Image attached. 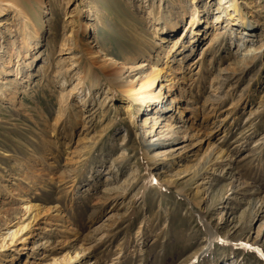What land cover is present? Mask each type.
<instances>
[{
  "label": "rangeland",
  "instance_id": "374dc122",
  "mask_svg": "<svg viewBox=\"0 0 264 264\" xmlns=\"http://www.w3.org/2000/svg\"><path fill=\"white\" fill-rule=\"evenodd\" d=\"M9 1L0 264H264V0H174L166 33L152 0H45L41 19ZM28 20L44 31L31 58ZM160 69L184 96L154 124L134 96Z\"/></svg>",
  "mask_w": 264,
  "mask_h": 264
},
{
  "label": "bare ground",
  "instance_id": "6f19581e",
  "mask_svg": "<svg viewBox=\"0 0 264 264\" xmlns=\"http://www.w3.org/2000/svg\"><path fill=\"white\" fill-rule=\"evenodd\" d=\"M224 1V0H222ZM245 3L248 5H250L251 3L249 2V0H244ZM175 1L174 0H152V2L150 1V12H149V17H151V19H153V21L156 23V25L158 26V31H163V33H166L168 31H171L173 30L174 26L177 25V22L175 21L176 18L181 15L179 14L180 12V6H178L176 3H174ZM219 2V1H218ZM240 0H236V3H233V4H230L228 7L231 8V10L233 8L235 12H238L239 11V6H240V3L242 4L243 2H240ZM220 3H222L220 1ZM33 4H37V9H36V13L39 15L40 19L42 18L41 16L45 15V14H41L39 12V9H45L47 8V5H45V0H33L32 2V5ZM10 8H13L14 10H16V12H21V8L20 6H18L17 4L15 3H11V1L9 0H0V14ZM48 9V8H47ZM219 14L216 13L214 16H218ZM144 16V15H143ZM142 16V17H143ZM196 16L200 19L201 16H198V14L195 15V18ZM229 18H230V21L232 20V22H234V25L237 23V21L239 20V17L238 18H235L237 16H231L229 14ZM195 18H193V20H195ZM219 18V17H218ZM218 20V19H217ZM236 21V23H235ZM245 21V20H244ZM42 24L44 23L43 19L41 20ZM239 22V21H238ZM243 23V20L240 21ZM4 24V22H0V25ZM44 26V25H43ZM31 27H33V24L30 22V20L26 21L24 23V27H23V30H25L23 33H28V34H31V33H35V35H33L35 37V40L33 42H27L25 45L26 47V51L28 55V52H29V58L32 57V52L35 50V49H38V52L40 50V47L42 45V34L44 31H38V29L36 31H32ZM87 27V24L84 25V30L86 29ZM157 31V36L159 35L160 32ZM216 37H221L223 35V33L221 32V30L219 29H216ZM13 32L12 29L8 28V35H11ZM77 33V32H76ZM27 35V34H26ZM195 35H197V31L195 33ZM4 41H1V44L3 43ZM2 53H0V65H7L9 66V62H11V56L14 55L16 49H17V45H16V41L12 42L10 46L6 47L4 44H2ZM41 52V50H40ZM19 55V54H18ZM32 61H34L33 59L31 61H27L25 60L24 61V65L27 66L29 65ZM63 61V60H62ZM163 71V69H160L158 73H152L151 75H149V77L146 79V81L144 83H142L140 85V88L137 92V96H134V100H137L139 101L142 105H146V104H149L150 103V100L153 98V100H151L153 103L150 107L152 108H155L156 112L150 114L152 119L155 120L154 124L158 123L159 121L161 122V117L162 116H167V115H170V117H173V113H171L169 110L170 109H173L174 107V102L176 103H180L181 100H183V96L184 94H181L180 96H177V95H173V94H169L167 93L166 91V88L168 87L170 90L169 92L172 91V89H174V84L176 82V79L175 78H171V83L168 84V86H165L164 83H160V77L162 76L161 72ZM29 75V74H32L31 73V70H29L28 72L25 73V76L26 75ZM4 83L6 87H10V89L8 88H4L3 89V92L5 93V95H7V92H8V95L12 94H16L17 90H18V85H20L21 82L19 81H13V78L10 79V80H6ZM160 87V88H159ZM156 89H159L158 90V94H156ZM128 91H131V90H127V89H123L122 90V93H127ZM172 96L171 98V101L169 102L170 100V97ZM151 99L149 100L148 98ZM179 97V98H178ZM80 99L81 101L84 100V97L83 96H80ZM167 103L170 105H166L167 109L166 110H163V106L164 103ZM173 104V105H172ZM169 113L166 115V113ZM167 122H166V127H165V130L168 131V132H171V131H174L175 133L178 132V130H176V127H172L170 124L171 120L170 119H165ZM171 126V127H170ZM164 130V131H165ZM83 251V248H79V251L76 249L75 252L79 254V252ZM75 256H68V260L67 258L65 260L67 261H71L72 259H74ZM88 262H86L85 264H87ZM56 264H61L60 263H56Z\"/></svg>",
  "mask_w": 264,
  "mask_h": 264
}]
</instances>
